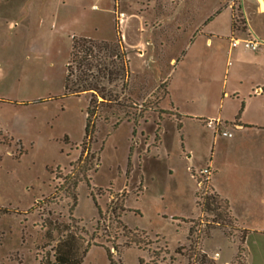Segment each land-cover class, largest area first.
<instances>
[{
  "label": "rangeland",
  "instance_id": "1",
  "mask_svg": "<svg viewBox=\"0 0 264 264\" xmlns=\"http://www.w3.org/2000/svg\"><path fill=\"white\" fill-rule=\"evenodd\" d=\"M261 10L258 0H0V208L8 210L0 264H41L45 220L91 242L81 264H109L107 251L113 264H209L215 252L217 264H235L242 229L213 224L201 203L210 178L228 200L254 189L250 160L244 169L237 160L251 145L264 148L252 128L264 129ZM115 22L129 60V112L142 117L134 132L126 121L112 129L121 112L102 107L100 118L111 120L96 118L90 152L99 163L87 171L88 157L71 165L82 154L88 95H65L66 64L73 38L115 42ZM246 22L256 51L230 47L231 37L248 39ZM208 120L222 127L214 132ZM235 121L247 128L234 131ZM214 164L220 174L200 187L199 172ZM263 200L250 198L253 212L243 216L262 229ZM134 230L144 233L140 249L124 246Z\"/></svg>",
  "mask_w": 264,
  "mask_h": 264
},
{
  "label": "trees",
  "instance_id": "2",
  "mask_svg": "<svg viewBox=\"0 0 264 264\" xmlns=\"http://www.w3.org/2000/svg\"><path fill=\"white\" fill-rule=\"evenodd\" d=\"M231 26H233V23ZM115 33V42L97 41L88 38H73L66 64V76L64 80L65 95H88L85 132L81 142L82 154L78 160L71 165L72 167L74 165L81 166L83 163L87 162L86 158L88 157L93 160V165L89 164L87 171H95L99 163V157L90 152V147L94 143L93 135L95 132L96 118L102 120L104 123H109L111 120V118L108 117L100 118V109L102 107H116L118 111L121 112L119 115L113 114L116 116L112 117L114 120H112L113 122L111 123L112 129H116L122 122L126 121L132 123L134 132L137 120L142 117L140 111L132 117L129 112L130 109H133V106L129 97H126L124 93L130 76L129 60L121 42L116 22ZM176 116L175 119L178 122L177 128L180 129L181 124L179 120L181 115L176 113ZM198 120L205 122L204 119ZM237 124V121H235L233 125L236 126ZM208 180H205L203 183ZM77 183V180H73L72 189L76 188ZM211 190L212 194L203 197L201 212L207 211L212 213L214 215L212 220L213 224H220L225 226V228L233 229L236 225V221L231 214L228 201L221 198L213 189ZM71 200L74 206L76 195L71 197ZM0 212L6 213L8 210L0 208ZM41 228L44 229L43 248L50 247V250L43 256L44 260L42 258V263L81 264L90 247V241H86L68 223L45 220ZM122 229L125 230V226H122ZM136 231L137 230L130 231L129 236H127V240L124 243L126 248L136 246L140 249L142 247L141 245H143L144 241L136 238H139L140 235H144V233L140 232L138 235L135 234ZM245 234L246 231L242 230L240 242L243 244V247L237 248L235 256L237 260L235 264H245ZM93 245L95 244L93 243ZM111 257L112 255L107 251L109 264H113ZM202 259L201 261H203Z\"/></svg>",
  "mask_w": 264,
  "mask_h": 264
},
{
  "label": "crops",
  "instance_id": "3",
  "mask_svg": "<svg viewBox=\"0 0 264 264\" xmlns=\"http://www.w3.org/2000/svg\"><path fill=\"white\" fill-rule=\"evenodd\" d=\"M216 14L217 13H215L214 15ZM245 27H247L246 29L248 31L247 32L248 39L253 40L254 35L249 30L247 22L245 24ZM259 92H261V89L259 87H256L255 93H259ZM215 121L221 125L220 120H215ZM245 124H248V123H245ZM233 128L235 129L234 131H242L244 128H247V127L237 124ZM252 128L257 129V131H260L261 133H264L263 132L264 129L262 127H252ZM231 138H233V133H232ZM232 143L235 144L234 138L233 140H230V144ZM248 154H249L248 159L246 158V156L245 157L243 156L237 160V166L238 168L240 167V169H244V166L247 163V160H250L249 165L252 166L250 171L254 172L257 176V178L256 176L253 177L255 180L254 181L255 183L253 184L254 189L241 190L235 199L228 200L227 197L223 198L218 194V192L215 190V188L212 185L211 178H210V184L215 193H217L221 198L228 201L231 214L236 221V225L242 230L246 231V234L244 237V248H245V253H246L245 264H264V229L256 226V224L253 223L252 221L248 222L247 217H243L244 215L246 214L249 215L251 212H253L250 206V202H251L250 198L258 197L260 196V194L264 193V186L263 184H261V182L264 180V148L260 147L259 145H255V146L251 145L250 152L248 151ZM210 168L212 172L211 175L220 174L221 170L218 171V165L214 164L212 167L210 166ZM233 179H235V177ZM235 184L236 182L234 183V185Z\"/></svg>",
  "mask_w": 264,
  "mask_h": 264
},
{
  "label": "built area",
  "instance_id": "4",
  "mask_svg": "<svg viewBox=\"0 0 264 264\" xmlns=\"http://www.w3.org/2000/svg\"><path fill=\"white\" fill-rule=\"evenodd\" d=\"M229 44H230L231 48H234V47L242 44L244 48H246L248 50H251V51H256L259 48V46H260L259 41H256V40L232 38V37L230 38ZM218 124H219L218 122L212 121V120H208L206 122V126L209 127V128H213L214 132H216V126ZM217 134H220L222 137H227V138H231L232 137V133L231 132L221 131L220 133H217ZM210 174H211L210 168H204L202 171L199 172V177L201 179L208 180L209 177H210ZM198 183L201 186L203 184V181L202 182L199 181ZM209 258H210V263L209 264H217L216 262L220 258V253L219 252H215V253L212 254V256H209ZM222 264H233V263L230 262V261H225Z\"/></svg>",
  "mask_w": 264,
  "mask_h": 264
},
{
  "label": "water",
  "instance_id": "5",
  "mask_svg": "<svg viewBox=\"0 0 264 264\" xmlns=\"http://www.w3.org/2000/svg\"><path fill=\"white\" fill-rule=\"evenodd\" d=\"M262 1H260V0H258V4H259V6L262 8Z\"/></svg>",
  "mask_w": 264,
  "mask_h": 264
},
{
  "label": "bare ground",
  "instance_id": "6",
  "mask_svg": "<svg viewBox=\"0 0 264 264\" xmlns=\"http://www.w3.org/2000/svg\"><path fill=\"white\" fill-rule=\"evenodd\" d=\"M260 1L263 2V0H260ZM262 10H264V2L262 3Z\"/></svg>",
  "mask_w": 264,
  "mask_h": 264
}]
</instances>
